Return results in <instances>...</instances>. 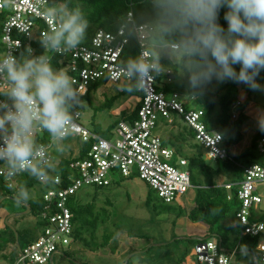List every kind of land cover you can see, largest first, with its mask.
Listing matches in <instances>:
<instances>
[{"label": "clouds", "instance_id": "obj_1", "mask_svg": "<svg viewBox=\"0 0 264 264\" xmlns=\"http://www.w3.org/2000/svg\"><path fill=\"white\" fill-rule=\"evenodd\" d=\"M15 0H0V8ZM115 21L121 40L139 48L111 74L122 81L119 90L143 92L158 77L175 72L186 78L190 96L197 97L213 79L264 90L257 77L264 70V0H140ZM49 25L38 41L39 55L28 46L19 55H0V175L13 180L26 173L41 185L55 182L58 157L74 135V111L82 104L75 80L53 67V54L78 48L88 36L90 22L71 0H35L32 5ZM226 8L227 29L219 22ZM27 53V54H25ZM167 61V64L164 61ZM234 65H240L239 71ZM41 132L48 143H38ZM9 188L13 185L9 184ZM32 195L23 183L15 187V202L27 205ZM248 264H264L240 245ZM234 255V254H233Z\"/></svg>", "mask_w": 264, "mask_h": 264}, {"label": "built area", "instance_id": "obj_2", "mask_svg": "<svg viewBox=\"0 0 264 264\" xmlns=\"http://www.w3.org/2000/svg\"><path fill=\"white\" fill-rule=\"evenodd\" d=\"M34 3L35 0H15L12 5L0 8V55L8 51L19 55L28 46L36 55L43 52L38 41L49 25L40 16V11L32 6ZM126 46L117 31L109 33L98 29L88 46H79L68 53L53 54V59H57L58 66L73 77L82 99L95 84L122 83L111 74L123 61ZM170 75L171 73H166L161 77H165L169 83ZM161 77L155 83H149L145 91L137 92L140 97L134 118L129 122L118 123L112 132L114 139L110 141L85 128L81 123L82 112L78 107L75 109L74 121L77 127L72 137L87 148L83 151L81 160H74L69 164L68 176L63 178L54 174V183L47 186L40 184L44 188L40 196L45 206L38 217L43 224V230L32 244L18 253L15 264H52L53 257L59 254L62 247L69 246L70 239L73 238L72 215L69 209L71 200L81 190L108 187L113 181L114 173L124 179L135 175L166 205L173 204L194 189L187 170V161L175 159L174 152L165 147L155 133L159 120L171 124L173 115L180 116L194 133V140L201 147L206 161H231L222 136L207 129L202 121L204 114L201 110L186 112L184 107L187 104L181 102L177 94L167 95L158 91ZM2 86L3 81H0V87ZM193 100L194 97L190 99ZM239 105L236 104L234 110ZM43 138L49 139L46 132L38 135V143H42ZM256 152L260 163L243 168V179L236 184L240 208L235 215V226L241 230L240 237L257 241L255 252L257 256L264 257V219H257L264 216L259 210L264 199L259 192L260 188H264V137L257 141ZM78 155L75 153L74 157ZM3 170V162H0V171ZM22 175L13 180L0 175V180L8 189H14L17 179ZM9 184L13 187L9 188ZM231 186L225 185L224 188L229 191ZM237 254H240L238 246L228 250L218 238L201 239L191 250L185 264H235Z\"/></svg>", "mask_w": 264, "mask_h": 264}, {"label": "rangeland", "instance_id": "obj_3", "mask_svg": "<svg viewBox=\"0 0 264 264\" xmlns=\"http://www.w3.org/2000/svg\"><path fill=\"white\" fill-rule=\"evenodd\" d=\"M164 63L167 64V61ZM234 67L239 71L240 65ZM166 80L165 77L159 79V91L167 95L177 94L181 102L191 103L192 96L186 78L171 72L170 82L167 83ZM233 83L237 90L236 104L240 105L232 110L231 121L238 119L240 113L246 118L240 129L242 141L233 148L236 152H241L249 145L252 137L264 129V90L254 91L242 83L237 84L231 80L218 82L213 79L199 96L204 100L212 97L219 111V99ZM119 85L95 84L90 87L88 98L82 101V125L108 141L114 139L112 132L118 123L132 121L131 113L138 105L140 97L138 93L120 91ZM260 85L264 88V85ZM247 99L250 103L246 102ZM170 129L166 121L159 120L155 133L160 138H165ZM65 143L68 149L58 157V161L67 159L69 154L77 150L76 142L67 140ZM112 178L113 183L109 187L100 190L88 188L78 193L77 202L93 203L96 230L93 234L83 232V240L70 239L69 246L60 249V254L53 257L52 264H177L182 254L190 253L195 246L193 234L197 232L200 235L198 237H203L204 227L191 225L185 216L193 206L194 189L172 205L164 206L157 195L135 175L124 179L114 173ZM13 191L14 189L8 190L0 183V200H3L0 203V242L4 236L2 211H11L15 207L21 215L26 212L9 199ZM43 192V186H37L30 191L32 198ZM259 192L264 196V188H260ZM22 218L18 225H8L11 228L15 225L17 228L22 227L33 235L41 231L43 224L39 217L24 215ZM20 244L21 248L25 247L22 239ZM17 259L18 252L10 256L6 264H15ZM235 264L248 262L237 254Z\"/></svg>", "mask_w": 264, "mask_h": 264}, {"label": "trees", "instance_id": "obj_4", "mask_svg": "<svg viewBox=\"0 0 264 264\" xmlns=\"http://www.w3.org/2000/svg\"><path fill=\"white\" fill-rule=\"evenodd\" d=\"M71 4L73 6L77 4L80 5L90 22L87 39L80 46H88L93 34L98 29H103L109 33L115 32V21L119 16L129 10L139 11L142 8L140 0H71ZM225 11H227L226 8L220 10L218 22L227 29V21L224 19ZM1 52L2 48L0 46V53ZM137 53V45L129 44L126 46L122 58L125 60L129 55H136ZM52 63L53 67L60 68L57 64V59H53ZM257 81L259 84L264 85V70H262L257 77ZM235 88L236 85L234 83L231 84L220 97L218 102L219 111L216 109L217 105L212 97L204 100V98L199 95L196 98L194 97V100L184 107L186 112L198 110L203 112V123L208 130L215 131L222 136L223 144L228 149L231 161H216L209 164L204 157L201 147L194 140V133L184 123L183 118L178 115H173V121L169 124L171 127L168 132L169 134L165 138H161V140L165 147L174 152L175 159L180 158L187 161V170L190 174V180L194 187L195 195L193 206L185 216H187L190 223L201 224L207 227V233L203 239L218 238L224 248L230 250L238 246L239 252L240 245H247L249 250L255 252L257 241L249 237H240L241 230L235 226L233 221H235V215L240 208V203L237 198L238 187L236 184L240 183L243 179V168L260 163V158L256 152V144L260 138L264 137V129L252 137L249 145L245 147L241 155L233 156L231 154V148L242 141L240 129L246 120L245 116L240 113L238 119L231 121L232 110L237 102V90ZM134 93L136 94L137 92ZM87 98L88 95L82 98L81 101ZM246 102L250 103V100L247 99ZM137 108L138 105L131 114L133 118ZM78 110L81 112L83 111L82 105L78 107ZM68 140L76 142L77 145L75 148L77 150H75V152L79 155L73 158L72 155L75 153L73 151L72 154H69L67 159L58 161L55 174L63 178L70 174L68 168L69 164L74 160H81L83 158L82 153L87 148L86 145L72 136ZM42 143L47 144L48 139L43 138ZM0 183L5 185L1 180ZM21 183L25 184L29 191L37 186H41L38 180L29 177L26 173L17 179V186ZM225 185H232L231 189L229 191L226 190L224 188ZM6 189L8 188L6 187ZM93 189L100 190L102 188ZM14 196L15 188L10 198L14 199ZM27 205L30 209L29 215L38 217L44 211L45 204L41 196L31 198ZM163 205L168 206L166 204ZM69 209L72 215L73 238L83 240V232L86 234H93L97 226L93 203L81 204L77 202L76 196L71 200ZM262 213H264L263 210ZM254 216L256 217V214H254ZM257 219L258 221H262L264 216H259ZM13 229L15 228L13 227ZM42 230L43 225L39 234ZM15 232L17 234V241L14 231L4 226V236L0 242V259L5 262L9 261L10 256L17 254V248L14 247L9 256L1 255L8 244L15 245L17 243L20 252L25 247L32 244L39 235L38 233L36 235L30 234L27 230H15ZM21 239L25 244L23 248H21L20 244ZM197 243L198 240H196L195 245ZM189 254L190 253L182 254L177 264H185V260Z\"/></svg>", "mask_w": 264, "mask_h": 264}, {"label": "crops", "instance_id": "obj_5", "mask_svg": "<svg viewBox=\"0 0 264 264\" xmlns=\"http://www.w3.org/2000/svg\"><path fill=\"white\" fill-rule=\"evenodd\" d=\"M103 86H106V85H108V84H102ZM188 105V104H187ZM134 112V111H133ZM132 112V113H133ZM131 113V114H132ZM237 146V145H236ZM235 146H233L232 148H231V150H230V152H231V154L233 155V156H239V155H241L242 154V152H243V150L245 149H243L241 152H236V150L235 149H233ZM76 153V152H75ZM75 153L72 155V157H74V155H75ZM111 183H113V181L111 182ZM111 185V184H110ZM109 185V186H110ZM108 186V187H109ZM13 203H15L16 205H18L16 202H15V199H12V198H9ZM5 200H7V198H5ZM3 200H0V203L2 202ZM21 207L20 208H23L25 211H29V214H30V209H29V206L28 205H20ZM259 210H263L264 211V208H263V202H262V205L259 207ZM9 211V212H8ZM3 213H2V219H1V223L3 224V230H4V226H7L8 228H10L12 231H15V230H17V231H24L25 229L24 228H17L16 227V225H15V229H13V228H11L10 227V225H8V224H10V223H16L17 225H18V223L19 222H21L22 221V217H24V215L25 214H19L18 212H19V210H16V208L14 207L11 211L10 210H8V209H6V210H3L2 211ZM29 214H27V215H29ZM26 216V215H25ZM187 219V218H186ZM188 220V219H187ZM189 222V221H188ZM190 223V222H189ZM191 225H193V226H197V225H199V226H202V227H204V231H203V237H198V236H200V235H197V232H193L194 234H193V236L192 237H194L195 238V240H201V239H203L204 238V236H206V233H207V227L206 226H204V225H201V224H192V223H190ZM39 234V233H38ZM16 239V238H15ZM74 239V238H73ZM17 241V240H16ZM14 247H16L17 248V252L19 253V249H18V245H17V243L15 244V245H12V244H8L7 245V248L5 249V251L4 252H2L1 253V255L3 254V255H6V256H9L11 253H12V250H13V248ZM59 254H60V252H59ZM58 254V255H59ZM190 255V254H189ZM189 255H188V257L186 258V260H185V262L187 261V259L189 258ZM0 262H5V261H3L2 259H0Z\"/></svg>", "mask_w": 264, "mask_h": 264}, {"label": "water", "instance_id": "obj_6", "mask_svg": "<svg viewBox=\"0 0 264 264\" xmlns=\"http://www.w3.org/2000/svg\"><path fill=\"white\" fill-rule=\"evenodd\" d=\"M27 214H29V211H28V210L25 212V215H27ZM14 235H15V238H16V240H17V234H16L15 231H14Z\"/></svg>", "mask_w": 264, "mask_h": 264}]
</instances>
